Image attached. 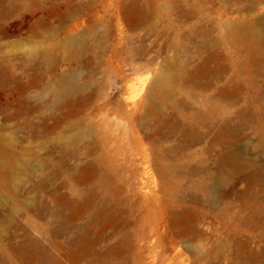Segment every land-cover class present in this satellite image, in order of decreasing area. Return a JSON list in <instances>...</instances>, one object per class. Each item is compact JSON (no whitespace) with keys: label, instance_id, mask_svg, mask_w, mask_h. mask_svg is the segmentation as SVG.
<instances>
[{"label":"rangeland","instance_id":"1","mask_svg":"<svg viewBox=\"0 0 264 264\" xmlns=\"http://www.w3.org/2000/svg\"><path fill=\"white\" fill-rule=\"evenodd\" d=\"M0 264H264V0H0Z\"/></svg>","mask_w":264,"mask_h":264}]
</instances>
